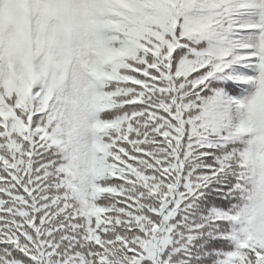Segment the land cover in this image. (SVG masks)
I'll use <instances>...</instances> for the list:
<instances>
[{
	"label": "snow or ice",
	"instance_id": "6c2138e0",
	"mask_svg": "<svg viewBox=\"0 0 264 264\" xmlns=\"http://www.w3.org/2000/svg\"><path fill=\"white\" fill-rule=\"evenodd\" d=\"M0 264H264V0H0Z\"/></svg>",
	"mask_w": 264,
	"mask_h": 264
}]
</instances>
